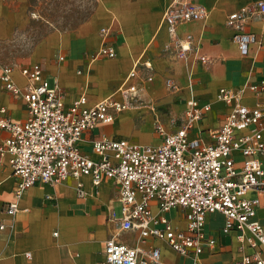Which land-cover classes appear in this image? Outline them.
I'll return each instance as SVG.
<instances>
[{"label":"built area","instance_id":"2783aa9c","mask_svg":"<svg viewBox=\"0 0 264 264\" xmlns=\"http://www.w3.org/2000/svg\"><path fill=\"white\" fill-rule=\"evenodd\" d=\"M208 14L207 8L195 0H171L164 12L170 36L164 50L186 64L191 59L193 63H211L212 58L201 52L191 33L180 34L183 24L205 20ZM254 20L264 21V0L251 2L227 18L228 25L237 30L234 37L243 55L257 41L256 34L246 28ZM102 33L107 35L108 30L104 28ZM116 55L115 47L104 42L89 59ZM58 59L64 60L65 56L61 54ZM143 66L152 68L149 61ZM14 69L13 65L0 63V80L7 91L24 99L28 115L24 120H15L6 107L0 109V129L9 132L0 141V155H9L17 177L6 206L10 216L21 210L24 192L37 183L59 184L74 178L82 195L83 176H91L95 185L113 178L118 184L122 214L117 218L113 211L112 218L118 220L120 230L137 232L139 242L164 240L179 254L192 257L193 264H202L205 250L218 245L217 238L205 231L207 216L221 212L225 216L222 231L237 230L241 250L246 244L254 249L244 253L237 264H264V224L257 214L264 207V80L220 88L218 99L230 110L219 126L202 127L213 106L191 94L175 131L169 132L157 122L159 143L103 136L93 143L99 156L94 158L79 147L83 133L98 124L113 122L117 114L132 108L144 82L152 81L153 75L137 80V62L126 85L119 89L124 99L112 94L90 104L82 94L67 104L65 89L57 79L53 86L49 84L40 62L20 66L26 79L24 86L14 79ZM172 82L168 78V85L176 88ZM247 90L257 95L256 104L244 103ZM177 209L185 218L183 226L170 217ZM0 228H5V223H0ZM27 255L30 257V253ZM160 256L161 248L155 244L133 246L115 236L104 244V264H155Z\"/></svg>","mask_w":264,"mask_h":264},{"label":"crops","instance_id":"0c3cea01","mask_svg":"<svg viewBox=\"0 0 264 264\" xmlns=\"http://www.w3.org/2000/svg\"><path fill=\"white\" fill-rule=\"evenodd\" d=\"M45 1L0 0V51L17 43L15 39H19L21 32L35 23L46 29L26 59L8 58L13 64L0 59V63L15 67L14 79L20 86L26 84L20 66L40 62L45 67L46 75H52L65 89L67 104L82 94L93 104L112 94L124 99L119 89L126 85V78L137 62L140 70L137 80H143L148 74L153 75L152 81L144 82L145 87L138 99L142 95L144 98L133 106L137 110L129 108L117 114L113 122L98 124L83 133L79 147L94 158L99 156L94 152L93 143L103 136L134 142L138 141L126 135L143 138L144 141L153 136L147 130L132 132L134 121L127 122L131 118L128 114L130 111L138 117L143 114V108H147L156 126L158 121L164 124L156 110L154 96V92H164L163 76L173 78L175 93L182 92L184 103L179 118L191 94L202 102L212 103V110L202 123L204 128L219 126L230 110L227 104L218 99L220 88H237L248 80L252 83L264 80V21L254 20L246 24V28L257 36V41L250 44L247 55L241 53L234 37L237 30L227 23L229 14L256 0H195L207 8L208 17L183 24L180 34L191 33L194 36L201 52L212 58L208 65L193 63L192 59L186 64L164 50L170 41L164 12L171 0H96L94 9L85 20L73 30L64 31L51 27L48 22L35 16L36 12L43 16ZM104 28L108 30L107 35L102 33ZM104 42L112 44L117 55L90 60L89 55ZM61 54L65 56L64 60L58 59ZM145 61L152 64L151 69L143 66ZM261 96L264 99V93ZM243 101L254 105L258 97L247 90ZM2 107H6L7 114L15 120H24L28 115L24 99L7 91L0 80V109ZM108 125H112L114 130L108 132ZM172 128H175L174 124L166 127L169 132L177 129ZM8 135V131L0 129V141ZM153 137L161 140L160 135ZM16 181L9 155H0V223H5V228H0V264H104V244L112 236L133 246L158 245L161 256L160 262L155 264H193L192 257L179 254L164 240L150 238L146 242H139L137 232L120 230L118 220L112 218L114 210L110 205L112 200L119 201L118 184L113 178L95 185L91 176H83L82 195L74 178L59 183L69 190L67 194L59 191L57 184L37 183L24 192L21 210L10 216L1 206H7L12 199ZM262 210L264 207H260L257 214L264 224ZM178 211L173 210L170 217L175 224L183 226L185 218L176 217ZM211 214L207 216L205 231L217 238L218 245L205 250L201 255L202 264H237L244 253L254 252L248 244L241 250L242 242L237 230L228 233L222 231L225 224L222 213L224 224L218 229L210 228ZM124 232L130 234L131 238H122Z\"/></svg>","mask_w":264,"mask_h":264},{"label":"rangeland","instance_id":"374dc122","mask_svg":"<svg viewBox=\"0 0 264 264\" xmlns=\"http://www.w3.org/2000/svg\"><path fill=\"white\" fill-rule=\"evenodd\" d=\"M96 4V0H46L44 7L45 12H43V16L39 12L35 13V16H38L42 21L48 22L51 27H57L61 30H73L79 23L85 20L94 9ZM50 22V23H49ZM46 29L40 25L39 23L33 24L31 28L28 30L22 31L21 36L19 35V39H15L14 45H9L7 49L0 51V59L4 63L13 64L12 61H8V58H27L34 43L39 41V39L44 35ZM26 35V36H25ZM180 59L179 57H176ZM23 61H26V60ZM210 64V63H209ZM163 93L154 92L155 96V103L157 105L156 110L158 111L160 117L164 120V126L170 128L174 122L176 124V129L179 124V115L180 111L183 108L184 98L182 97L181 93H175L173 86L168 85V76H163ZM173 79V78H172ZM47 80L51 86L54 85V77L52 75L47 76ZM174 80H173V82ZM184 84V82H182ZM176 85V84H175ZM144 98L142 95L140 99ZM134 100V104L138 105L139 100ZM133 110H137V107H133ZM143 114L136 117V113L130 111L128 114L130 115V120L127 122L134 121L131 128L132 132L136 130H147L150 131L153 136L157 137L159 132L157 131V126L154 124L152 117L150 116L148 109L143 108ZM156 127V129H155ZM165 127V128H166ZM106 130L113 131L114 128L112 125L106 126ZM167 130V129H166ZM129 138L137 140L138 142L146 143L149 142L150 144H157L159 141L158 138H154L152 135L148 137V141H144L143 138H135L132 135H126ZM57 189L59 191L65 192L66 194L69 193V190L64 186L57 184ZM111 207L115 211L116 215L119 217L122 214V205L121 202L118 200H112L110 202ZM1 208L5 210L6 204H2ZM262 214L264 215V210H262ZM176 217L180 216V213L176 214ZM177 219V218H176ZM224 224V217L221 213L215 212L210 215V224L209 227L212 229H218ZM122 238H131V235L124 232L121 234Z\"/></svg>","mask_w":264,"mask_h":264},{"label":"bare ground","instance_id":"6f19581e","mask_svg":"<svg viewBox=\"0 0 264 264\" xmlns=\"http://www.w3.org/2000/svg\"><path fill=\"white\" fill-rule=\"evenodd\" d=\"M190 88H191V92H193L194 90H193V88H192V83L190 82Z\"/></svg>","mask_w":264,"mask_h":264}]
</instances>
